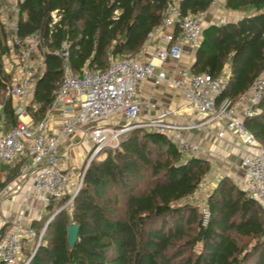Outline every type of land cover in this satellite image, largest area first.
I'll return each mask as SVG.
<instances>
[{
  "label": "trees",
  "instance_id": "trees-1",
  "mask_svg": "<svg viewBox=\"0 0 264 264\" xmlns=\"http://www.w3.org/2000/svg\"><path fill=\"white\" fill-rule=\"evenodd\" d=\"M214 2L180 0L178 8L182 15H202ZM15 3L12 34L0 20V122L4 131L17 122L11 100L5 97L10 76L3 71L2 58L9 53V40L35 32L40 35L36 51L43 59V71L32 98L37 108H28L37 123L50 110L60 86L63 62L56 53L63 46L75 74L84 65L102 71L114 58L136 57L162 24L170 0ZM224 6L243 16L205 27L190 67L192 75L220 79L228 64L229 72L223 78L226 86L216 98L217 106L249 94L252 83L264 74V0H225ZM254 110L256 114L243 124L264 149V92ZM209 170L201 158L184 160L163 135L146 130L122 135L118 148L88 165L70 208L49 222L26 264H264V212L228 179H221L208 195L206 221L187 202ZM52 207L53 203L48 209ZM70 225L79 227L73 249L67 245Z\"/></svg>",
  "mask_w": 264,
  "mask_h": 264
},
{
  "label": "built area",
  "instance_id": "built-area-1",
  "mask_svg": "<svg viewBox=\"0 0 264 264\" xmlns=\"http://www.w3.org/2000/svg\"><path fill=\"white\" fill-rule=\"evenodd\" d=\"M177 2L170 0L162 24L149 35L151 40L159 34L165 47H158L146 63L136 59H114L102 71H92L84 65L75 74L68 64L66 47L56 53L63 62L62 80L51 105V109L60 111L62 129L57 134L47 132V116L33 125L23 121L25 103L33 96L38 78L30 61L39 46L40 35L35 32L11 42L19 65L18 73L10 76L6 95L20 104L14 111L15 127L4 131L0 126V163L10 164L22 156L29 158L20 175L28 174L33 178L32 201H38L46 208L65 197H70L71 201L76 194L69 196L73 186L70 176L63 170L65 160L58 147L77 132L82 133L97 151L130 131H153L167 137L183 159L198 157V148L183 137V133L194 126L170 124L171 112L167 110L155 117H140L137 86L153 81L155 85L165 83L179 90L190 112L208 116L209 121L238 136L246 149L253 150L240 163V190L246 199L256 202L264 211V149L243 124L245 118L256 114L254 107L264 92V74L252 83L247 96L234 102L225 100L219 106L216 98L226 86L223 79H213L207 74L192 75L182 70L177 72V78H168L160 67L168 61L178 62L182 57V46H196L204 29L202 15H182ZM9 8L17 11L15 0H0L1 15ZM167 30H178L179 39ZM118 117L123 120L120 125L112 121ZM105 121H112V124H102ZM82 176L76 192L82 184ZM2 199L0 192V204ZM202 212L207 216L205 207ZM35 239L37 233L33 228L23 229L20 225L0 236V264H16L25 242Z\"/></svg>",
  "mask_w": 264,
  "mask_h": 264
},
{
  "label": "crops",
  "instance_id": "crops-1",
  "mask_svg": "<svg viewBox=\"0 0 264 264\" xmlns=\"http://www.w3.org/2000/svg\"><path fill=\"white\" fill-rule=\"evenodd\" d=\"M177 1L179 2L180 0ZM224 5L225 0H215L211 7L202 14L204 28L210 25L235 22L243 16L241 13L226 10ZM10 13L12 12L8 10L6 14H0L1 23L5 28L10 25V15H8ZM169 32L173 33L177 40L179 39L178 31L176 35L173 30H167V33ZM8 46L9 53L2 58V65L4 73L11 76L18 73L19 59L16 51L10 45ZM197 46L198 44L193 47L183 45L181 59L178 62L168 61L161 66L159 70L164 71L168 78H177V72L181 70L190 73V67L193 63ZM158 47H165L160 40L159 34L151 40L148 39L141 52L137 55L139 61L142 63L148 62ZM30 66L32 68L40 67V74L42 73L43 59L40 54L37 59L31 57ZM228 72V64H226L221 79L226 78ZM5 97H7V95H5ZM32 98L33 96L25 103V116L23 117V121L31 125L36 123L33 121L28 108L30 106L33 110L37 108L36 105L32 104ZM10 100L12 109L15 111L20 103L13 99ZM137 100L140 104V117L142 119L148 116L155 117L161 111H170L171 116L168 120L170 124L177 126H194L192 129L183 133V137L188 143L194 144L199 151H205L203 144L208 146L211 145L210 149H215L219 152L220 156L224 159L223 161L237 157L239 160V170L242 159L247 154L253 152L251 149H246L242 145L241 139L227 131L222 125L211 121L209 122L208 116L197 115L190 112L182 93L179 90L172 89L165 83L155 85L153 81H145L139 84L137 86ZM46 116L47 132L49 134L59 133L62 129L60 111L56 108H50ZM112 121L115 122L114 124L116 125L123 123L121 117L115 118ZM102 124L111 125L112 122L108 123V121H105ZM90 144L91 143L85 139L80 132H77L74 136L63 140L59 144V153L65 160L63 170L70 176L72 186L75 182L77 183L80 176L83 174L80 167L90 151ZM198 158L212 165L211 162H213V160H210V157L205 156L204 153L199 154ZM27 162H29V158L22 156L10 164L0 163V192L3 195L0 204V236L14 231L17 225H20L23 229L33 228V223L39 222L41 217L50 210L48 207H43L40 202L31 200L33 178L28 174L24 176L20 175L22 166ZM221 179L222 178H219V180ZM211 187L212 190L210 193H212L216 186L213 183ZM30 243V241H27V244Z\"/></svg>",
  "mask_w": 264,
  "mask_h": 264
},
{
  "label": "rangeland",
  "instance_id": "rangeland-1",
  "mask_svg": "<svg viewBox=\"0 0 264 264\" xmlns=\"http://www.w3.org/2000/svg\"><path fill=\"white\" fill-rule=\"evenodd\" d=\"M9 10H10V8H9ZM11 12L12 13L8 14V15H10L9 16L10 25H9V27L7 26L6 29L12 34L13 31L15 30L16 12L17 11L15 13L13 11H11ZM8 44L11 46V40H9ZM37 52L38 51H36L32 55V58H36V59L38 58L39 54ZM114 59H136V60H139V58L137 56L133 57V58L118 57V58H114ZM114 59H112V60H114ZM112 60H110V61H112ZM32 69H33V71L37 72L36 73L37 75H39L41 72L40 67H38V68L34 67ZM109 122H112V121H108V123ZM0 126L3 127L1 122H0ZM121 137L122 136L118 137L117 141L114 140L113 142H110L107 146H104V148H100L97 151L95 150V147L90 142L91 143L90 144V151L82 162V165L80 167L81 172L84 173L86 168L88 167V165L91 162H93L95 160L96 161L102 160L103 158H105V156L108 152H111L112 150H115L116 148H118ZM210 146L211 145L208 146V145L203 144V148H205V151L204 150L199 151L200 154L204 153L205 156L210 157V160H213V162H211L212 165H209V163H208L209 168H210V170H209L210 172L205 176V178L203 179V181H202L201 185L199 186V188L197 189V191L187 200V202L189 204L197 207L198 212L202 214L204 221L207 220L208 216H205L206 214L202 212V209H203V207H205V203H206V199L208 197V194L210 195V192L212 190L211 189L212 184L214 183L215 186H217L219 178H222V179L226 178L229 180V182L231 184H233L235 187L240 189V180L242 177L240 170H239V165H238L239 160L237 157L231 158V160L223 161L224 159L222 158V156H220L219 152H217L215 149H210L211 148ZM77 185H78V181H77V183L75 182V184H73V189L69 192L70 193L69 196H71L72 193H77L79 191V189H78V191L76 192ZM68 201H70V200L64 201L63 199H61L60 201L54 202L52 209H50L48 212H46L45 215H43L41 217L39 222L33 223L34 226L36 225L35 231L37 233V239H35V241L33 243L31 242L30 244H27V242H26L23 249L20 251V254H19V257L16 261V264H26L27 263L30 254L33 255L34 252L36 251L37 247L39 246L38 240L41 238L40 239V242H41L42 238L44 237V232L46 229L45 228L46 223L50 222L58 212H60L62 210H68L70 208V205H71V201L69 203H68Z\"/></svg>",
  "mask_w": 264,
  "mask_h": 264
},
{
  "label": "water",
  "instance_id": "water-1",
  "mask_svg": "<svg viewBox=\"0 0 264 264\" xmlns=\"http://www.w3.org/2000/svg\"><path fill=\"white\" fill-rule=\"evenodd\" d=\"M48 224H49V222L46 223L45 228L47 227ZM78 231H79V227L77 225H70L67 228V245L70 249H73V247L77 241Z\"/></svg>",
  "mask_w": 264,
  "mask_h": 264
}]
</instances>
